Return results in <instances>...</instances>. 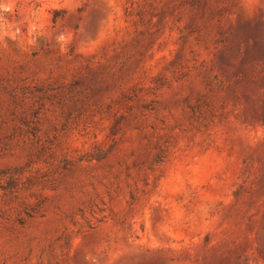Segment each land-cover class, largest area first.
<instances>
[{"label":"rangeland","instance_id":"374dc122","mask_svg":"<svg viewBox=\"0 0 264 264\" xmlns=\"http://www.w3.org/2000/svg\"><path fill=\"white\" fill-rule=\"evenodd\" d=\"M0 264H264V0H0Z\"/></svg>","mask_w":264,"mask_h":264}]
</instances>
